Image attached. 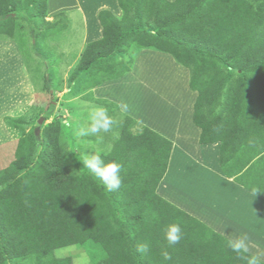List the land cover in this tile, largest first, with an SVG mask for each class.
Segmentation results:
<instances>
[{"label":"trees","instance_id":"trees-1","mask_svg":"<svg viewBox=\"0 0 264 264\" xmlns=\"http://www.w3.org/2000/svg\"><path fill=\"white\" fill-rule=\"evenodd\" d=\"M117 5L120 16L99 12L102 35L85 44L74 64L71 82L81 84L84 99L119 109L93 90L130 73L141 50L170 55L189 70L199 142L220 145L224 175L234 178L264 162V0ZM47 13L48 0H0V37L24 52L25 16L36 52L51 60L50 42L69 21L64 12L53 20ZM118 130L111 150L100 155L122 164L121 188L112 192L88 169L79 171L58 129L19 138L14 161L0 170V264H72L56 255L71 246L84 249L92 264H247L252 254L238 255L228 238L158 194L173 142L131 116ZM172 223L181 225L183 239L168 246L164 229ZM141 243L150 246L147 254L137 251ZM165 249L171 260L163 259Z\"/></svg>","mask_w":264,"mask_h":264},{"label":"rangeland","instance_id":"rangeland-1","mask_svg":"<svg viewBox=\"0 0 264 264\" xmlns=\"http://www.w3.org/2000/svg\"><path fill=\"white\" fill-rule=\"evenodd\" d=\"M111 1L112 3L108 4L109 9L120 16L117 0ZM67 16L68 28L50 42L55 50L54 58L51 60L36 52L31 25L25 16L21 19L25 26L24 52L16 42L0 37V55L18 56L11 63H0V66L7 69L0 72V108L3 109L5 128L15 139L0 148V170L9 167L14 161L19 138L31 134L41 136L45 131L55 134V129H58L61 144L76 160L79 171H84L85 158L93 154L102 155L111 150L113 141L119 136L118 126L125 116H132L129 113L169 122L181 119V110L173 99L183 96V89L186 81H189L190 73L187 80L186 78L181 80V89L177 92V78L174 77L173 66L188 72L189 70L177 64L170 55L151 50H141L137 53L132 69L137 57H141L142 61H138L133 78H128L126 74L120 83L113 84L117 87L113 97L121 104L126 103L129 106L127 112L122 111L120 107L106 109L86 101L79 91L81 84L71 82V74L85 44L99 36L100 25L96 23L97 21H91L90 29L87 30L85 20L79 12H71ZM148 55L155 57L147 60ZM159 58L167 61L159 62ZM125 83H128L126 88ZM94 90L95 98L106 99L120 105L106 94V97H100L102 93ZM188 91L191 92L189 84ZM158 92L163 95L162 101L154 99L153 105L152 100L147 103L145 98L141 97L142 100L140 98V94L151 95L154 98ZM96 109L106 110L114 119L115 124L111 131L101 130L94 134L88 131L89 113ZM191 116L190 113V119ZM182 118L185 119L183 110ZM186 118L189 119L188 116ZM56 255L59 258L71 257L72 264H92L86 251L79 246L62 248Z\"/></svg>","mask_w":264,"mask_h":264},{"label":"crops","instance_id":"crops-1","mask_svg":"<svg viewBox=\"0 0 264 264\" xmlns=\"http://www.w3.org/2000/svg\"><path fill=\"white\" fill-rule=\"evenodd\" d=\"M109 2L112 3L111 0H48V20H53L54 15L58 13L64 12L68 15L71 12H79L89 30V22L97 21L96 23L99 24L98 14L103 9H109ZM101 35L100 27L99 36L93 40L99 39ZM154 57V55L146 56L147 60ZM15 58L18 56L0 55V63H11ZM141 59L137 57L134 68L128 73V78L134 77L133 73ZM163 61L167 60L159 58V62ZM1 70L7 69L0 66V72ZM173 73L177 78L178 92L181 89V80L184 78L187 80L189 72L173 66ZM120 82L121 79L105 82L94 91L102 93L100 97L107 95L108 98L121 104L117 98L113 97L114 90L117 88L113 84ZM186 82L183 96L173 99L181 110V119L177 121L173 119L169 122L129 113L134 119L174 144L167 172L157 192L164 199L228 239L237 238L246 233L249 238L247 241L249 253L259 256L260 261L264 263V162L254 161L243 173L234 178H227L224 175L219 159L220 145H201L199 142L201 129L193 122L197 93L191 90L189 92V81ZM126 86L128 83H125L124 87ZM158 93L154 98L151 95L141 96L140 94V98H145L147 103L152 100L153 105L154 99L162 101L163 95L161 92ZM182 110L185 119L182 118ZM190 113L192 119H190ZM187 116L189 119L186 118ZM14 140L13 135L9 134L5 128L3 109L0 108V148ZM254 188L261 191L257 193V196L252 194Z\"/></svg>","mask_w":264,"mask_h":264},{"label":"clouds","instance_id":"clouds-1","mask_svg":"<svg viewBox=\"0 0 264 264\" xmlns=\"http://www.w3.org/2000/svg\"><path fill=\"white\" fill-rule=\"evenodd\" d=\"M119 107L122 111H128V105L120 104ZM88 119L90 121V128L88 131L90 133H98L101 130L104 132L111 131L113 125L115 124L114 119L108 115L104 109H96L89 113ZM83 167L88 169L92 174L98 177L103 184L106 186V190L112 192L114 190H119L122 185L121 179V169L122 164L105 160L100 155H90L88 158L83 160ZM261 192L254 188L252 194L257 196V193ZM164 239L167 241L168 246H175L180 243L183 239V229L180 224L172 223L166 226L164 229ZM248 235L242 234L241 236L228 240V247L232 251L236 252L238 255L241 253H248ZM150 250V246L147 243H141L137 245V251L141 254H147ZM162 256L164 260H171L172 256L166 249L162 251ZM247 264H261L260 257L257 255H251L247 258Z\"/></svg>","mask_w":264,"mask_h":264}]
</instances>
